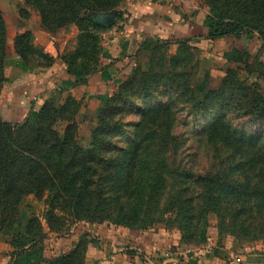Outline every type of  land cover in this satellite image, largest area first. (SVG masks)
<instances>
[{
  "label": "trees",
  "instance_id": "1",
  "mask_svg": "<svg viewBox=\"0 0 264 264\" xmlns=\"http://www.w3.org/2000/svg\"><path fill=\"white\" fill-rule=\"evenodd\" d=\"M121 1L28 0L45 28L55 30L61 23L76 26L78 50L66 61L76 83L98 71L99 32L125 21ZM205 4L206 40L256 37L264 49V0H205ZM112 10L115 21L111 26L97 21ZM29 38L26 31L13 39L14 51L24 63L31 49ZM6 42L0 13V88ZM148 44L163 47L146 39L143 46ZM48 58L47 65H51L54 59ZM135 86L132 70L111 96L101 98L103 107L98 109L89 149L75 145L68 131L73 124L62 137L52 129L45 117L50 99L23 123L6 121L0 114V227L20 229V201L28 194L48 191L51 206L58 203L59 211L70 218L85 215L83 220L91 224L109 219L113 225L134 229L167 215L175 219L181 242L200 236L204 243L207 217L214 213L221 221L230 218L237 238L264 237V98L247 86L192 95V89L170 81L161 88L151 87L160 90L150 97L146 96L151 88L135 90ZM142 98L159 103L143 108L137 102ZM70 102L74 103L71 97L66 104ZM181 113L192 119L193 139L202 140L212 154V164L203 172L177 160L189 140L175 132ZM132 115L137 120L125 122ZM48 226L52 232L61 229ZM19 234L30 242L29 249L44 239L35 217ZM25 245L15 248V259L27 254ZM87 245L88 240L79 241L46 264H85Z\"/></svg>",
  "mask_w": 264,
  "mask_h": 264
},
{
  "label": "rangeland",
  "instance_id": "2",
  "mask_svg": "<svg viewBox=\"0 0 264 264\" xmlns=\"http://www.w3.org/2000/svg\"><path fill=\"white\" fill-rule=\"evenodd\" d=\"M14 1L15 0H0V13L2 18V11H6L5 13L8 15L10 9L13 10ZM19 2L20 3L15 6L17 7L19 16L27 23L36 21L39 30L45 32L49 38H51L50 45L49 42H45L44 45H41L40 42L36 40L35 31L33 32L30 29L23 31H28L30 35L29 46L31 49L27 54V63H25L28 70L32 72L38 69L49 68L56 60L68 71L66 61L70 60V54H72V52L78 50L77 36L79 32L77 28L73 37H70V26L73 24L64 25V23H61V27H57L55 30L45 28L36 8L30 4L28 0H20ZM200 2V9H202L206 18L208 15V7L205 4V0H200ZM28 9L30 11H28ZM11 19V16H9V21H11ZM206 24L207 21L205 19V25ZM23 32L16 33L13 39ZM51 47L56 49L61 47L63 49L61 52L57 53L56 57H54L50 52ZM152 47L151 45L149 46V44L144 45L136 55L135 64L132 69L134 74H136L135 90L151 88L154 87V85L161 88L162 84L172 81L186 89H192V95L203 94L207 89L217 90L222 88L236 91L239 90L241 86H247L264 98V67L260 66V63L264 65V49H262L261 42L256 37H253L252 39L245 37L240 39H228L224 43H219V45L214 47V50L212 52L210 51L208 55H203L201 51L188 46L185 43L181 45L179 52L174 56L169 54L167 47ZM49 56L54 59L51 62V65H47ZM175 56H177L176 59L173 58ZM77 62L79 63V61ZM245 65H248L250 71L247 70ZM6 83V77L3 75V81L0 88V109L2 107V94L7 86ZM158 88H151L146 97H150V94L152 96L156 94L160 90ZM111 95L106 96L109 97ZM69 97L74 100V103L70 102L69 104H66ZM48 99L52 102L45 117L46 121L51 124L52 129L62 137L65 133V128L68 125L73 124L74 126L70 127L68 131L73 136L75 145L83 149L91 148V133L96 125L98 109L103 107L102 100L100 101L99 106L93 110L88 106V101L91 100L90 98L85 96L80 98L75 97L70 90L61 88L52 91L44 102ZM149 100V98H142L137 102L141 104L143 108L156 106L159 103L157 100ZM43 103L38 109L30 107L27 112L23 113L25 115L22 117L21 121L10 122L23 123L32 112H38L43 106ZM10 112L13 113L12 111ZM19 113L21 112L19 111ZM184 116L185 113L178 115V127L175 132L180 135L179 138H189V140L183 145L177 154V160L181 161L186 166H193L196 171L203 172L207 166H211L213 161L212 154L202 140H200V143H197L196 140L193 139L196 138V136L192 133V119H185ZM135 120H137V117L134 115L125 117V122L127 123ZM50 201L51 194L48 191H44L41 195L28 194L20 201L19 213L22 227L27 224L29 219L33 217L37 218L41 231L44 234V239L42 243L29 249L30 242H26V238L21 237L19 234L22 231V227L20 229L14 227V229L11 230L0 227V264H7L14 260H17L20 264H46L47 260L50 258H55L60 254L71 250L74 244L83 241L84 239L88 240V244L93 243L96 245L99 241L96 239L95 235L99 232L98 229L92 230V226L100 224L113 226L116 229L124 228L131 230L130 232L133 231L132 233L126 231V237L131 241H133L134 237L136 240L138 238L137 242L139 243L133 245L132 249L121 250L119 253L129 255L132 252L136 255L138 261L146 264H150V261L157 263L155 259L157 258L156 253L158 252L162 254V256L164 255V258H175L182 262L185 259L204 260V258H206V253L213 252L215 248H213V239H211L214 232L213 228L215 226H217L218 237H220L221 240L227 235L233 236V226L230 223V218L226 217L224 221H221L214 215V213L207 217L208 236L206 242L200 243V236L188 238L186 241L181 242L180 230L175 219L166 218L168 217L167 215H165L163 219H157L151 223L147 222L142 227L137 226L134 227V229H128L124 226L113 225L111 223L112 220L109 219H105L98 224H91L83 220L85 215L79 216L78 219L70 218L63 211H59L61 206L58 203L51 206ZM51 211H54V213ZM48 224L54 229L57 228V226H61V229L58 232H52V230L49 229ZM87 228H90V233L93 235L92 237L89 235L90 233L87 232ZM161 232H167V238L171 239L169 246H166L165 248L158 244H154L152 239L154 234H160ZM140 236H142V238ZM56 238L62 239L59 241L62 247H64L69 241L72 243L68 249H64V251L59 253L58 249L60 248V245L55 241ZM235 241L239 244H251L264 241V237L253 240L250 235H241L235 239ZM55 242L57 245L54 244ZM174 242H178V244L175 245ZM10 243L14 247H12ZM23 244H26L24 249L28 248L27 254L22 255L19 259H15V248H18ZM201 247L209 248L201 254L195 252L197 249H201Z\"/></svg>",
  "mask_w": 264,
  "mask_h": 264
},
{
  "label": "crops",
  "instance_id": "3",
  "mask_svg": "<svg viewBox=\"0 0 264 264\" xmlns=\"http://www.w3.org/2000/svg\"><path fill=\"white\" fill-rule=\"evenodd\" d=\"M19 1L13 2L14 8L10 9L8 15L6 11H2L7 29V57L4 67L7 86L2 94L0 113L9 122L21 121L24 112L30 107L38 109L52 91L60 88L70 90L75 97L90 98L88 106L96 109L101 98L111 95L120 82L128 77L134 67L136 55L146 39L167 47L171 56L179 52L181 42L196 48L203 55H208L219 43L235 39L229 37L208 41L204 38L207 30L206 18L200 9V0H122L119 9L123 11L125 21L120 27L112 25L99 32L101 47L98 71L87 76L85 81L76 83L75 77L56 60L49 68L30 72L27 65L15 54L13 37L25 30L35 31L36 40L41 45L45 42L51 44V38L39 30L36 21L27 23L19 16L15 7ZM9 16L12 18L11 21ZM97 21L102 23V18H97ZM70 30V37H73L77 31L76 27L71 25ZM62 49L51 47L50 52L56 57ZM93 229H98L99 233L95 236L99 242L96 245L93 243L87 245L85 264H146L138 261L132 252L129 255L119 253L121 250H130L133 245L139 243L138 238L136 240L134 237L135 239L131 241L126 237V231L131 230L116 229L103 224L93 225ZM213 230L211 239L215 248L213 252L206 253L204 260L185 259L182 262L175 258H164V255L158 252L155 259L157 263L150 261V264H264V241L239 244L235 241L237 239L235 235H227L221 240L218 237L217 226ZM87 232L90 233V228H87ZM166 233L154 234L152 238L154 244L164 248L169 246L171 239L167 238ZM89 235L93 236L91 233ZM60 240L62 239H55L58 243ZM71 243L69 241L64 247L59 243L58 252L68 249Z\"/></svg>",
  "mask_w": 264,
  "mask_h": 264
},
{
  "label": "water",
  "instance_id": "4",
  "mask_svg": "<svg viewBox=\"0 0 264 264\" xmlns=\"http://www.w3.org/2000/svg\"><path fill=\"white\" fill-rule=\"evenodd\" d=\"M115 11L112 10L106 14H102L101 18H102V22L106 25V26H111L114 21H115Z\"/></svg>",
  "mask_w": 264,
  "mask_h": 264
},
{
  "label": "built area",
  "instance_id": "5",
  "mask_svg": "<svg viewBox=\"0 0 264 264\" xmlns=\"http://www.w3.org/2000/svg\"><path fill=\"white\" fill-rule=\"evenodd\" d=\"M131 1H137V0H131ZM209 247H201V249H197L195 252H197L198 254H201L203 251L207 250Z\"/></svg>",
  "mask_w": 264,
  "mask_h": 264
}]
</instances>
